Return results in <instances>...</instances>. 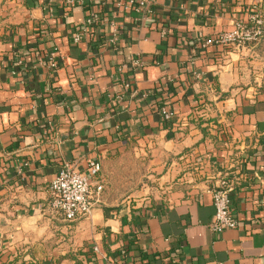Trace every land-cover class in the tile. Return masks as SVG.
<instances>
[{
  "label": "crops",
  "instance_id": "obj_1",
  "mask_svg": "<svg viewBox=\"0 0 264 264\" xmlns=\"http://www.w3.org/2000/svg\"><path fill=\"white\" fill-rule=\"evenodd\" d=\"M65 1L0 0V264H264V27L256 43L199 47L254 10L264 20V0H152L149 16ZM127 155L162 168L161 194L112 193ZM94 161L90 216L63 220L51 181ZM220 178L238 226L216 233Z\"/></svg>",
  "mask_w": 264,
  "mask_h": 264
},
{
  "label": "built area",
  "instance_id": "obj_2",
  "mask_svg": "<svg viewBox=\"0 0 264 264\" xmlns=\"http://www.w3.org/2000/svg\"><path fill=\"white\" fill-rule=\"evenodd\" d=\"M85 0H66L68 6L80 4L83 5ZM120 5L133 8L135 11L141 12L145 16L153 13L152 0H121ZM99 13L96 9L90 10L82 23V27L73 36V42L78 43L81 36L88 31L93 25L100 21ZM264 20L260 10L252 11L246 19H238L232 23L229 28L217 32L213 37H208L199 43L200 48L209 46L242 47L250 43H256L263 33ZM119 35L116 30L110 39V43L116 47L119 44ZM48 67L55 69L57 60L55 53L48 55ZM136 63H138L136 61ZM195 74V73H194ZM199 76L198 73L195 74ZM124 91L131 89L129 82L124 83ZM121 92L115 97L116 101H120L124 97ZM161 117L164 121H169L171 115L165 109H161ZM100 171L99 162H91L87 172H81L70 164H64L63 168L58 172L51 181L49 208L61 216L65 221H74L77 219L88 218L93 209L92 201V179L96 177ZM101 186L96 187V191L101 190ZM233 183L227 178H220L216 181L211 190L212 202L214 206V215L211 221V229L219 233L226 228H235L238 226V220L231 212L230 194L233 191ZM97 251L95 247L93 249Z\"/></svg>",
  "mask_w": 264,
  "mask_h": 264
},
{
  "label": "rangeland",
  "instance_id": "obj_3",
  "mask_svg": "<svg viewBox=\"0 0 264 264\" xmlns=\"http://www.w3.org/2000/svg\"><path fill=\"white\" fill-rule=\"evenodd\" d=\"M150 163L134 155H127L122 158L116 164L115 169H113L112 193L116 197H122L126 194L128 196L130 194L131 199L139 202L144 197L152 198L155 195L161 194L167 186L163 183V175L160 174L162 173V168L155 169L156 167ZM159 175L161 176L158 177ZM167 181L165 180L164 182Z\"/></svg>",
  "mask_w": 264,
  "mask_h": 264
}]
</instances>
